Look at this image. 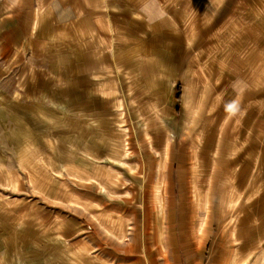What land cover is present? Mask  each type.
<instances>
[{
	"label": "rangeland",
	"instance_id": "1",
	"mask_svg": "<svg viewBox=\"0 0 264 264\" xmlns=\"http://www.w3.org/2000/svg\"><path fill=\"white\" fill-rule=\"evenodd\" d=\"M189 5L161 75L0 73V264H264V0Z\"/></svg>",
	"mask_w": 264,
	"mask_h": 264
},
{
	"label": "crops",
	"instance_id": "2",
	"mask_svg": "<svg viewBox=\"0 0 264 264\" xmlns=\"http://www.w3.org/2000/svg\"><path fill=\"white\" fill-rule=\"evenodd\" d=\"M190 9L189 0H0V73L35 67L42 92L57 75L78 92L93 90L98 77L126 74L135 61H155L144 74L161 75L163 61L185 51Z\"/></svg>",
	"mask_w": 264,
	"mask_h": 264
},
{
	"label": "trees",
	"instance_id": "3",
	"mask_svg": "<svg viewBox=\"0 0 264 264\" xmlns=\"http://www.w3.org/2000/svg\"><path fill=\"white\" fill-rule=\"evenodd\" d=\"M181 98V85L178 86V96L177 99L180 100Z\"/></svg>",
	"mask_w": 264,
	"mask_h": 264
}]
</instances>
